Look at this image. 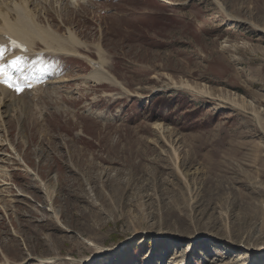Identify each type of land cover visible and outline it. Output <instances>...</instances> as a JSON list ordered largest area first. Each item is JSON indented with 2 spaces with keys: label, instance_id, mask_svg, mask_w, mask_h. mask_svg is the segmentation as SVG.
Returning a JSON list of instances; mask_svg holds the SVG:
<instances>
[{
  "label": "rangeland",
  "instance_id": "1",
  "mask_svg": "<svg viewBox=\"0 0 264 264\" xmlns=\"http://www.w3.org/2000/svg\"><path fill=\"white\" fill-rule=\"evenodd\" d=\"M218 1L41 3L125 89L60 54L0 106V264H264V0Z\"/></svg>",
  "mask_w": 264,
  "mask_h": 264
},
{
  "label": "bare ground",
  "instance_id": "2",
  "mask_svg": "<svg viewBox=\"0 0 264 264\" xmlns=\"http://www.w3.org/2000/svg\"><path fill=\"white\" fill-rule=\"evenodd\" d=\"M57 1L58 0H46V1H43V0H0V47L4 48L5 52L7 51V54L3 58L5 59V63L9 65V67L14 72H17L20 76L26 75L24 73L25 68L21 60L16 66H13L11 64V61L13 59H16L17 57L21 58V56H18L17 51L11 54L12 49L7 48V45H4L3 43L4 41H6L5 39L6 36H11L13 38H16L26 43L30 49V52L32 54H38L36 56H38L39 58L41 57V55L39 54L40 52H46L47 54L51 56H58L60 54H63L64 56L81 57L85 59L93 67V70L89 72L87 75H85L83 78H85L86 80L94 81L96 83H105V82L115 83L116 85H120L122 88L125 89L123 84L119 80H117L114 77V75L111 74L109 70L105 67V64L107 63V61L106 59L104 60V57H103L104 52L100 48L98 50V53L100 55L99 60H93V59L81 56L77 50L78 42H76L72 38H69L70 36L68 37V36L58 34L57 33L58 31L56 32L52 30L50 27L48 28L47 27L48 25L45 26L39 22L38 10H40L39 7L41 3L57 2ZM214 1L217 3L218 6H220L225 11L221 2H219L218 0H214ZM226 14H227V17L231 19L236 18L231 13L226 12ZM38 44H42L43 46L41 48H37ZM30 58L34 60V57L30 56ZM48 66L49 64L47 63L45 65V68L46 67L48 68ZM18 67L21 70H17ZM38 68H39L38 73L40 74V69L44 70V68H42V66ZM37 76L38 75H36L35 73V78H38ZM40 80L43 82V85H44L42 86L41 89L33 90L32 92L26 91L21 96L15 95L13 92H11V90H9L8 88L0 84V106H9L12 110H15V111H21V110L27 111L29 110V105H31L35 107L34 109L36 110L38 108V105L32 100V98L36 100L35 99L36 96L38 95L43 96L46 91H48L49 89H52L50 79L44 73L41 74ZM177 86L185 87L187 89H190L193 92H197V90L193 86L189 85V83H186V84L183 83ZM55 91H56V88H55ZM29 93H33V96H31L32 98L29 97V95H27ZM24 100L25 101L27 100L28 103L26 104ZM0 130H3L1 126H0ZM8 158H9V161L11 159L13 160V158L19 161V158L14 155H8ZM1 171L2 170H0V173ZM31 172L32 174H34V176L38 178V175L35 172L33 171ZM44 189L48 194V190L49 189L52 190L53 186H48V187L46 186ZM51 196H49L50 201L52 200ZM100 252H102L101 249H98L97 253H100ZM247 256L248 254H245V256L243 257L245 258Z\"/></svg>",
  "mask_w": 264,
  "mask_h": 264
},
{
  "label": "snow or ice",
  "instance_id": "3",
  "mask_svg": "<svg viewBox=\"0 0 264 264\" xmlns=\"http://www.w3.org/2000/svg\"><path fill=\"white\" fill-rule=\"evenodd\" d=\"M17 47H19V46L17 45ZM23 50L26 51V49H23ZM4 56H5V49L2 48V47H0V59H3ZM20 60H21V58L17 57L16 59H13V60L11 61V64H12L13 66H16V65L20 62ZM17 70H21V69L18 67ZM2 71H3V67L0 66V73H2ZM0 82L5 83L8 87L13 88V89H14L15 91H17V92H20V91L23 90V89L21 88V86H20L18 83L13 84V83H11V82L8 81V80H3V81H0Z\"/></svg>",
  "mask_w": 264,
  "mask_h": 264
}]
</instances>
